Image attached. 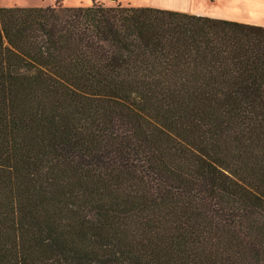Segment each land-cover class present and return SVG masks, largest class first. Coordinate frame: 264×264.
<instances>
[{
    "label": "trees",
    "instance_id": "1",
    "mask_svg": "<svg viewBox=\"0 0 264 264\" xmlns=\"http://www.w3.org/2000/svg\"><path fill=\"white\" fill-rule=\"evenodd\" d=\"M0 264H264V25L0 5Z\"/></svg>",
    "mask_w": 264,
    "mask_h": 264
},
{
    "label": "crops",
    "instance_id": "2",
    "mask_svg": "<svg viewBox=\"0 0 264 264\" xmlns=\"http://www.w3.org/2000/svg\"><path fill=\"white\" fill-rule=\"evenodd\" d=\"M133 1V0H132ZM143 6L264 25V0H141Z\"/></svg>",
    "mask_w": 264,
    "mask_h": 264
},
{
    "label": "rangeland",
    "instance_id": "3",
    "mask_svg": "<svg viewBox=\"0 0 264 264\" xmlns=\"http://www.w3.org/2000/svg\"><path fill=\"white\" fill-rule=\"evenodd\" d=\"M62 3L68 6H90L93 4V0H0L1 6H47L54 5L57 3ZM147 1V0H146ZM150 1V0H149ZM97 3H102L104 5H117L118 3L122 5H135L143 6L141 0H96Z\"/></svg>",
    "mask_w": 264,
    "mask_h": 264
}]
</instances>
